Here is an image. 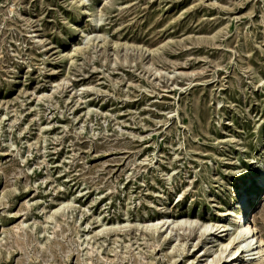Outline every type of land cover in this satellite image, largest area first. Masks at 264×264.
Listing matches in <instances>:
<instances>
[{"label": "rangeland", "instance_id": "rangeland-1", "mask_svg": "<svg viewBox=\"0 0 264 264\" xmlns=\"http://www.w3.org/2000/svg\"><path fill=\"white\" fill-rule=\"evenodd\" d=\"M262 168L264 0H0V264H204Z\"/></svg>", "mask_w": 264, "mask_h": 264}, {"label": "bare ground", "instance_id": "bare-ground-1", "mask_svg": "<svg viewBox=\"0 0 264 264\" xmlns=\"http://www.w3.org/2000/svg\"><path fill=\"white\" fill-rule=\"evenodd\" d=\"M247 182L252 185L244 190L238 189L237 199L240 198V200L237 201L236 205L232 204L220 211L218 222H197L191 219H180L176 222L181 226H198L199 233L207 237L208 242L214 240L215 233L220 232L224 236V239L219 241L216 251H213V258L204 262V264H212L215 259L216 261L221 260L219 264H228L231 261L234 264H264V239L258 233L249 212L248 215L246 214L249 208L253 207L255 209L256 203H259L258 194L261 193V197L264 193V190L261 192L264 187V168L260 169L258 173L246 177L244 183ZM262 203H264V200ZM241 218L247 219L240 222ZM168 220V218H165L151 223L149 226L162 227L168 225Z\"/></svg>", "mask_w": 264, "mask_h": 264}, {"label": "built area", "instance_id": "built-area-1", "mask_svg": "<svg viewBox=\"0 0 264 264\" xmlns=\"http://www.w3.org/2000/svg\"><path fill=\"white\" fill-rule=\"evenodd\" d=\"M246 219H247V218H241V219H240V222H242V221H244V220H246Z\"/></svg>", "mask_w": 264, "mask_h": 264}]
</instances>
